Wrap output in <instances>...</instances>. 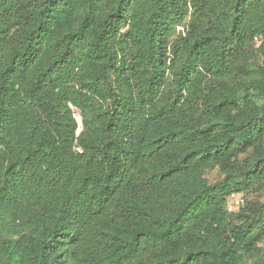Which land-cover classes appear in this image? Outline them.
<instances>
[{
    "label": "trees",
    "instance_id": "16d2710c",
    "mask_svg": "<svg viewBox=\"0 0 264 264\" xmlns=\"http://www.w3.org/2000/svg\"><path fill=\"white\" fill-rule=\"evenodd\" d=\"M262 189L264 0H0V264H264Z\"/></svg>",
    "mask_w": 264,
    "mask_h": 264
},
{
    "label": "built area",
    "instance_id": "2783aa9c",
    "mask_svg": "<svg viewBox=\"0 0 264 264\" xmlns=\"http://www.w3.org/2000/svg\"><path fill=\"white\" fill-rule=\"evenodd\" d=\"M245 205V199L240 194H233L228 198L227 207L230 212L238 211Z\"/></svg>",
    "mask_w": 264,
    "mask_h": 264
},
{
    "label": "rangeland",
    "instance_id": "374dc122",
    "mask_svg": "<svg viewBox=\"0 0 264 264\" xmlns=\"http://www.w3.org/2000/svg\"><path fill=\"white\" fill-rule=\"evenodd\" d=\"M178 30H183V28H179ZM208 178H209L210 182L213 183V182L217 181L220 178V176H219L218 172H212V173L208 174ZM249 199L259 200L260 202H264V189L253 193L252 195L249 196Z\"/></svg>",
    "mask_w": 264,
    "mask_h": 264
},
{
    "label": "water",
    "instance_id": "95a60500",
    "mask_svg": "<svg viewBox=\"0 0 264 264\" xmlns=\"http://www.w3.org/2000/svg\"><path fill=\"white\" fill-rule=\"evenodd\" d=\"M76 117H77L78 120L80 119L79 115H76Z\"/></svg>",
    "mask_w": 264,
    "mask_h": 264
}]
</instances>
